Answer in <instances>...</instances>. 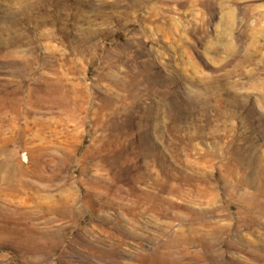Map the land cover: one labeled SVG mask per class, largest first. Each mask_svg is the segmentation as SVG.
I'll list each match as a JSON object with an SVG mask.
<instances>
[{
  "label": "rangeland",
  "instance_id": "rangeland-1",
  "mask_svg": "<svg viewBox=\"0 0 264 264\" xmlns=\"http://www.w3.org/2000/svg\"><path fill=\"white\" fill-rule=\"evenodd\" d=\"M8 171L0 264H264V0H0Z\"/></svg>",
  "mask_w": 264,
  "mask_h": 264
},
{
  "label": "bare ground",
  "instance_id": "bare-ground-1",
  "mask_svg": "<svg viewBox=\"0 0 264 264\" xmlns=\"http://www.w3.org/2000/svg\"><path fill=\"white\" fill-rule=\"evenodd\" d=\"M4 170H6V167H5V165L4 164H2L1 165V171H4ZM3 180V179H7L8 181H6V182H8L9 183V186H8V189L9 190H11V191H13V192H17L18 191V182H19V180H17V179H15V175H14V173L13 172H9L8 171V176H7V178H1L0 177V180ZM20 182H22V184L24 185V183H23V180H21ZM26 185H30V184H27L26 183ZM3 192H4V188L2 187V185L0 184V201L3 199ZM4 205V204H3ZM3 207H0V212H2V213H5V212H3ZM5 211V210H4ZM19 211H20V209L19 208H17V209H15V212H17V213H19ZM6 216H7V214H6ZM15 228H13V227H4L3 228V230H4V232H13V231H15L14 230ZM258 248V247H257ZM158 253V252H157ZM256 255V254H255ZM258 256H259V254H258ZM257 256V257H258Z\"/></svg>",
  "mask_w": 264,
  "mask_h": 264
}]
</instances>
